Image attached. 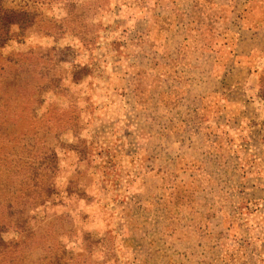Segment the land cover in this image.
I'll list each match as a JSON object with an SVG mask.
<instances>
[{
	"label": "rangeland",
	"instance_id": "obj_1",
	"mask_svg": "<svg viewBox=\"0 0 264 264\" xmlns=\"http://www.w3.org/2000/svg\"><path fill=\"white\" fill-rule=\"evenodd\" d=\"M136 2L0 0L15 21L0 30V264H158L182 234L148 197L144 115L119 87ZM254 76L262 131L244 146L264 174V56Z\"/></svg>",
	"mask_w": 264,
	"mask_h": 264
},
{
	"label": "crops",
	"instance_id": "obj_2",
	"mask_svg": "<svg viewBox=\"0 0 264 264\" xmlns=\"http://www.w3.org/2000/svg\"><path fill=\"white\" fill-rule=\"evenodd\" d=\"M199 8L215 20H197ZM124 10L136 42L119 87L152 123L138 131V150L153 159L148 197L164 229L176 221L182 233L158 264H264V174L244 146L262 131L251 89L264 0H138Z\"/></svg>",
	"mask_w": 264,
	"mask_h": 264
},
{
	"label": "trees",
	"instance_id": "obj_3",
	"mask_svg": "<svg viewBox=\"0 0 264 264\" xmlns=\"http://www.w3.org/2000/svg\"><path fill=\"white\" fill-rule=\"evenodd\" d=\"M14 11L12 10H3L2 7H0V30H2V27H7L10 26L12 23H15V21L12 20V13ZM10 14V15H9ZM6 44V39L1 38L0 36V46H3Z\"/></svg>",
	"mask_w": 264,
	"mask_h": 264
}]
</instances>
